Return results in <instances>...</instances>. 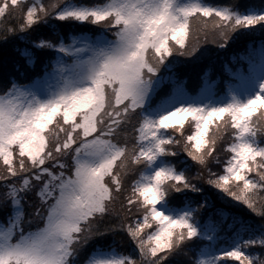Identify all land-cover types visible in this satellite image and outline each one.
I'll list each match as a JSON object with an SVG mask.
<instances>
[{
	"label": "snow or ice",
	"instance_id": "1",
	"mask_svg": "<svg viewBox=\"0 0 264 264\" xmlns=\"http://www.w3.org/2000/svg\"><path fill=\"white\" fill-rule=\"evenodd\" d=\"M41 25L54 39L29 40ZM241 32L264 33V0H0V40L55 53L0 87V264H264V39L219 92V77L193 93L173 71ZM189 159L260 223L203 217ZM117 232L136 254L108 242Z\"/></svg>",
	"mask_w": 264,
	"mask_h": 264
},
{
	"label": "trees",
	"instance_id": "2",
	"mask_svg": "<svg viewBox=\"0 0 264 264\" xmlns=\"http://www.w3.org/2000/svg\"><path fill=\"white\" fill-rule=\"evenodd\" d=\"M209 2L220 4L230 3L233 2V0H209ZM243 2H245V4H259L260 0H240L241 4H243ZM80 27L92 30L91 26H78V30ZM65 35H68L67 31H65ZM39 37L54 39V37H52V31L47 25H41L29 34V40H36ZM262 39H264V33L241 32L235 37V39L229 42L227 46L221 47L217 44H213L214 46L212 45L210 51H202L201 49L194 57H176L173 62V71L178 77L187 80V87L193 93L196 92L197 88L202 83V77L205 72L209 73V80H215L219 77L220 82L217 85V91L219 92L221 89L225 88L226 81L236 80L235 77H232L231 74L225 70V65H229L234 71L238 66H243L246 69L247 60L241 59L242 54L245 56L249 54V43H251L253 48H258ZM25 44V41L22 39H12L8 42L0 40V87H3V85L13 77L20 81L32 77L35 73L41 71V63L46 58H52L55 55L51 50H39L31 43ZM25 47L30 48L38 57L35 68L30 67L25 63L26 58L22 54ZM233 57L236 58L235 61H233ZM181 155L183 156L184 154ZM188 163L191 165L188 169L189 175L191 176L192 172L197 173L199 166L190 159L188 160ZM200 170L203 171V169ZM192 177H194L192 182L198 184V186H202L204 192L211 196V206L203 209V217H207L211 214L214 219L219 220V217L215 215L216 209L226 208L230 213L241 215L245 219L250 220L253 224L258 225L260 223L259 216L253 214L246 206H242L239 203H233L231 200H228L227 202L222 201L216 194V191L208 185L202 184V181L199 177H196V174ZM187 196L197 202L201 199L200 194L194 192H188ZM183 198L184 197L181 194H177L174 197L176 202L182 201ZM8 211H10V209H0V221L4 219ZM223 235L225 238L220 240L219 243L221 245L229 243L228 237L231 235V232L225 230ZM107 240L108 242L115 241V246L119 252L136 254L134 242L124 232H117L115 235L109 236ZM86 256L87 252L82 253L77 261L82 262Z\"/></svg>",
	"mask_w": 264,
	"mask_h": 264
},
{
	"label": "rangeland",
	"instance_id": "3",
	"mask_svg": "<svg viewBox=\"0 0 264 264\" xmlns=\"http://www.w3.org/2000/svg\"><path fill=\"white\" fill-rule=\"evenodd\" d=\"M87 2H93V0H87ZM243 4H245V2H243ZM66 42H70V38L67 39ZM213 44H214V43L211 41V39H209L207 43H205V44L202 45V48H201L202 51H207V50L210 51V48L212 47ZM25 45H26V44H25ZM214 45H215V44H214ZM214 45H213V46H214ZM232 82H233V83H236L237 81L234 80V81H232ZM195 174H196L195 172H192V173H191V176H195ZM30 199H34V198L30 197ZM26 211H31V209H30V208H26ZM179 259L183 260V259H186V257L181 256V257H179ZM77 264H82V262H78V261H77Z\"/></svg>",
	"mask_w": 264,
	"mask_h": 264
}]
</instances>
